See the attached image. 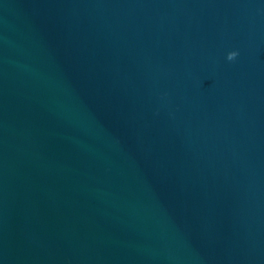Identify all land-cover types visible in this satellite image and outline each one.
I'll return each instance as SVG.
<instances>
[{
  "label": "water",
  "instance_id": "95a60500",
  "mask_svg": "<svg viewBox=\"0 0 264 264\" xmlns=\"http://www.w3.org/2000/svg\"><path fill=\"white\" fill-rule=\"evenodd\" d=\"M0 264H264V0H0Z\"/></svg>",
  "mask_w": 264,
  "mask_h": 264
},
{
  "label": "clouds",
  "instance_id": "9594fccd",
  "mask_svg": "<svg viewBox=\"0 0 264 264\" xmlns=\"http://www.w3.org/2000/svg\"><path fill=\"white\" fill-rule=\"evenodd\" d=\"M238 55V53L236 51H232L228 53V59L229 60H233L236 56Z\"/></svg>",
  "mask_w": 264,
  "mask_h": 264
}]
</instances>
